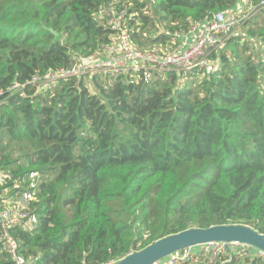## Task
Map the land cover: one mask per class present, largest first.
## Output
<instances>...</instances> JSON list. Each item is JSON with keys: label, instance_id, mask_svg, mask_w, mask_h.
I'll list each match as a JSON object with an SVG mask.
<instances>
[{"label": "trees", "instance_id": "trees-1", "mask_svg": "<svg viewBox=\"0 0 264 264\" xmlns=\"http://www.w3.org/2000/svg\"><path fill=\"white\" fill-rule=\"evenodd\" d=\"M108 1L0 0V202L25 197L35 218L10 230L18 254L29 264H113L190 228L264 234V10L210 73L28 84L114 40L97 15ZM151 1L118 3L133 15L130 39L148 50L177 49L238 2ZM243 1L246 10L261 0ZM255 252L220 249L211 260L201 251L186 264H264ZM0 264H14L1 242Z\"/></svg>", "mask_w": 264, "mask_h": 264}, {"label": "built area", "instance_id": "built-area-1", "mask_svg": "<svg viewBox=\"0 0 264 264\" xmlns=\"http://www.w3.org/2000/svg\"><path fill=\"white\" fill-rule=\"evenodd\" d=\"M118 3L119 0H110L97 13L107 27L114 31V40L97 52L102 55L100 59L95 58L96 53L86 57L78 56L70 67H61L44 75L34 76L27 83L34 86L37 91H43L58 81L84 76L90 79L95 74L115 78L120 74L138 77L141 72L210 73L219 67V56L216 54L228 39L248 20L264 10V0L246 10H244V1L238 0L234 8L217 13L211 21L205 22L198 29L193 28L180 47L175 50L169 47L166 49L168 51H162L141 49L130 39L131 29L128 25L133 15L129 14L125 7L118 8ZM24 86L14 83L10 88L14 92H20V96H24ZM2 95L3 91L0 90V97ZM1 103L3 99H0ZM28 205L25 197H20L17 201L0 202V242L14 264H29L27 259L18 254L17 242L10 234V230L16 225L31 228L35 224V218L29 214ZM197 247H200L197 252L211 253V260L220 249H223L221 244H205ZM193 248L183 254L175 253L158 264L191 263L194 261L193 256L197 254L192 252ZM230 249L236 253L246 254L251 248L239 243H230ZM253 251H256V256L264 260V253L254 249Z\"/></svg>", "mask_w": 264, "mask_h": 264}, {"label": "water", "instance_id": "water-1", "mask_svg": "<svg viewBox=\"0 0 264 264\" xmlns=\"http://www.w3.org/2000/svg\"><path fill=\"white\" fill-rule=\"evenodd\" d=\"M49 30L54 35L55 42L61 41V33ZM230 243H239L264 253V234L241 224L214 225L190 228L165 236L113 264H158L175 253L183 254L190 248L205 244H221L224 252L228 253Z\"/></svg>", "mask_w": 264, "mask_h": 264}, {"label": "rangeland", "instance_id": "rangeland-1", "mask_svg": "<svg viewBox=\"0 0 264 264\" xmlns=\"http://www.w3.org/2000/svg\"><path fill=\"white\" fill-rule=\"evenodd\" d=\"M149 1H150L151 4L153 3V1H151V0H149ZM138 26H139V24H138ZM154 27H155V30H156V26H155V25H154ZM244 32H245V31H244L243 27H241L238 31H236V32L234 33V35H232V37H233V36H238V35H240V34L244 35ZM152 35H154V34H152ZM160 50H162V51H168V50H165L163 47H160ZM220 51H221V50L218 51V54H219ZM101 57H102L101 54L96 53V55H95V58H96V59H100ZM77 63L79 64V61H78ZM77 63H76V64H77ZM88 80H89V78H88ZM88 80H87V81H88ZM87 81H86V83H88ZM88 84H89V83H88ZM27 180H28V178H27ZM199 249H200V247H195V248L192 249V252H195V251H197V250H199ZM204 249H205V248H204Z\"/></svg>", "mask_w": 264, "mask_h": 264}]
</instances>
